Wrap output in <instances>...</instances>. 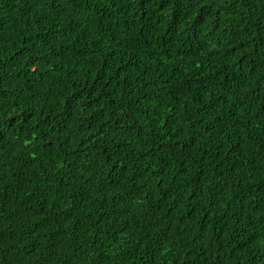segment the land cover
I'll list each match as a JSON object with an SVG mask.
<instances>
[{
    "label": "trees",
    "instance_id": "16d2710c",
    "mask_svg": "<svg viewBox=\"0 0 264 264\" xmlns=\"http://www.w3.org/2000/svg\"><path fill=\"white\" fill-rule=\"evenodd\" d=\"M0 264H264V0H0Z\"/></svg>",
    "mask_w": 264,
    "mask_h": 264
}]
</instances>
